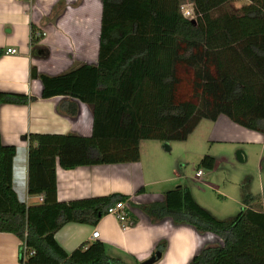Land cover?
Wrapping results in <instances>:
<instances>
[{
  "label": "trees",
  "instance_id": "obj_1",
  "mask_svg": "<svg viewBox=\"0 0 264 264\" xmlns=\"http://www.w3.org/2000/svg\"><path fill=\"white\" fill-rule=\"evenodd\" d=\"M233 1L103 0L97 64L41 76L43 99L65 96L91 107L93 132L90 137L30 135L28 193L43 199L36 206L21 204L12 191L16 149L0 142V233L15 235L35 251L25 257L21 249L20 264H122L107 255L100 241L72 254L57 243L55 236L64 226H96L110 207L130 200L114 194L59 204L58 165L73 170L136 163L141 142H186L202 121L221 116L264 135V0H251L243 15L216 16ZM187 4H193L195 22L183 16ZM37 34L33 28L32 45L40 41L42 34ZM3 54L0 50V58ZM34 100L0 94V104ZM62 111L75 117L79 107L66 102ZM215 165V158L206 155L197 171H213ZM261 201L247 194L237 216L219 220L185 186L167 192L163 203L142 209L153 222L171 217L222 240L205 246L189 264H264Z\"/></svg>",
  "mask_w": 264,
  "mask_h": 264
},
{
  "label": "crops",
  "instance_id": "obj_2",
  "mask_svg": "<svg viewBox=\"0 0 264 264\" xmlns=\"http://www.w3.org/2000/svg\"><path fill=\"white\" fill-rule=\"evenodd\" d=\"M252 3L251 0L230 2L224 5L225 9L218 10L216 16L226 12L243 15L242 8ZM185 7L194 10L193 4ZM102 14L103 0H0V50L4 53L0 58V94L35 99L26 104H0V142L16 149L10 184L21 204H42L41 197L28 193L30 135H92L91 107L65 96L43 99L41 76L54 77L77 65L97 64ZM33 28L42 34L34 45ZM7 49H16L18 54H7ZM66 102L78 105L77 116L62 111ZM200 129V139L197 138L200 146L192 149L200 159L206 156L207 147L213 149L218 143L243 145L246 142L241 141L245 139L260 143L261 153H264L263 134L255 135L254 131L233 123L226 116L215 122L202 121L192 135ZM150 144V141L141 142V159L136 163L73 170H64L58 165L59 204L94 201L114 194L130 197L126 207L131 218L127 219L126 227L109 215L96 226L75 223L64 226L55 239L66 253L72 254L83 245L95 242L91 240L94 231L100 232L98 241L106 246L107 255L122 264H142L157 252L162 255L157 264H189L205 246L222 243L216 235L202 234L188 224L178 225L171 217L153 222L144 213L143 207L163 203L166 193L178 187H188L194 197L185 182L186 176L178 175L175 161L168 156L172 148L164 151L162 145ZM240 154L242 161L247 159L245 152ZM213 157L217 163L218 158ZM5 164L8 165V161ZM247 194L261 196L263 207L264 183L258 194L247 187L241 190L243 209ZM20 250L21 241L15 235L0 233V264H20Z\"/></svg>",
  "mask_w": 264,
  "mask_h": 264
},
{
  "label": "rangeland",
  "instance_id": "obj_3",
  "mask_svg": "<svg viewBox=\"0 0 264 264\" xmlns=\"http://www.w3.org/2000/svg\"><path fill=\"white\" fill-rule=\"evenodd\" d=\"M201 131L190 136L186 142L165 144L150 141V145H162L164 151L171 147L172 152L168 156L171 161H175L178 175L186 176L185 182L190 186L196 201L219 220H228L243 210L241 190L244 187L253 194L261 191L264 183V153H261L260 143L247 139L241 141L246 142L243 145L218 143L213 149L207 147L205 154L218 158L216 167L213 171L203 170L204 178L197 180L195 174L202 159L192 153V149L200 146L197 138L200 139ZM254 134L262 135L259 132ZM240 152H245L247 159L242 161ZM217 239L222 242L218 236Z\"/></svg>",
  "mask_w": 264,
  "mask_h": 264
},
{
  "label": "built area",
  "instance_id": "obj_4",
  "mask_svg": "<svg viewBox=\"0 0 264 264\" xmlns=\"http://www.w3.org/2000/svg\"><path fill=\"white\" fill-rule=\"evenodd\" d=\"M183 16L186 19L189 20H196L197 15L195 14L193 9L183 7L182 8ZM39 36V34H38ZM7 54H12V55H17L18 51L16 49H7ZM205 174L203 170H199L195 174V178L197 180H202L204 178ZM43 199L41 198V202ZM263 211H264V205H263ZM107 215L112 216L118 220V222L123 226L126 227L128 226L127 223V207L126 203L121 202L119 204H116L115 206H112L108 209ZM100 239V232L99 231H94V233L91 235V240L92 241H98ZM21 249L23 251V254L25 257L32 256L35 254V251L28 248L25 242H21Z\"/></svg>",
  "mask_w": 264,
  "mask_h": 264
},
{
  "label": "water",
  "instance_id": "obj_5",
  "mask_svg": "<svg viewBox=\"0 0 264 264\" xmlns=\"http://www.w3.org/2000/svg\"><path fill=\"white\" fill-rule=\"evenodd\" d=\"M195 22V20H193ZM35 78L37 77L36 72L34 73ZM161 253L157 252L153 257L150 259L144 261L142 264H155L160 258H161Z\"/></svg>",
  "mask_w": 264,
  "mask_h": 264
}]
</instances>
